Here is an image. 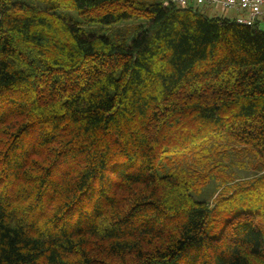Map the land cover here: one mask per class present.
<instances>
[{"label":"trees","instance_id":"obj_1","mask_svg":"<svg viewBox=\"0 0 264 264\" xmlns=\"http://www.w3.org/2000/svg\"><path fill=\"white\" fill-rule=\"evenodd\" d=\"M208 9L0 0V264H264V31Z\"/></svg>","mask_w":264,"mask_h":264},{"label":"built area","instance_id":"obj_2","mask_svg":"<svg viewBox=\"0 0 264 264\" xmlns=\"http://www.w3.org/2000/svg\"><path fill=\"white\" fill-rule=\"evenodd\" d=\"M180 7L194 5L221 11L235 12V20L246 27H255L264 31V0H172Z\"/></svg>","mask_w":264,"mask_h":264},{"label":"rangeland","instance_id":"obj_3","mask_svg":"<svg viewBox=\"0 0 264 264\" xmlns=\"http://www.w3.org/2000/svg\"><path fill=\"white\" fill-rule=\"evenodd\" d=\"M207 14L209 16H226L229 18H233L235 16V14L229 13V14H225L222 13L221 11H217V10H213V9H208L207 10ZM250 155L249 154H244L242 155V159L246 162L245 166L246 168H252L254 164L249 165L248 161H250ZM230 165V163H228ZM232 168V167H231ZM230 168V169H231ZM238 171V170H237ZM211 188L210 185L204 186L203 188H199V189H194L192 191L193 196L197 199V200H201V201H213V198L210 197L211 196Z\"/></svg>","mask_w":264,"mask_h":264},{"label":"crops","instance_id":"obj_4","mask_svg":"<svg viewBox=\"0 0 264 264\" xmlns=\"http://www.w3.org/2000/svg\"><path fill=\"white\" fill-rule=\"evenodd\" d=\"M229 13L235 14V12H229ZM229 13H227V14H229Z\"/></svg>","mask_w":264,"mask_h":264}]
</instances>
